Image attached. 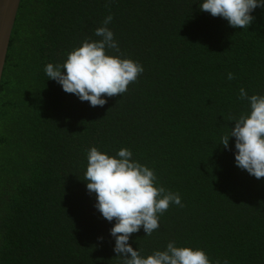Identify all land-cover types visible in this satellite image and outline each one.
<instances>
[{
	"label": "trees",
	"instance_id": "16d2710c",
	"mask_svg": "<svg viewBox=\"0 0 264 264\" xmlns=\"http://www.w3.org/2000/svg\"><path fill=\"white\" fill-rule=\"evenodd\" d=\"M108 15L120 53L144 71L122 96L91 107L44 68L99 39ZM252 15L240 29L198 0H22L0 88V264H122L114 221L84 181L93 146L131 150L181 197L151 235L131 234L142 256L174 241L202 248L212 264H264V177L219 145L230 118L249 111L240 88L264 94V8Z\"/></svg>",
	"mask_w": 264,
	"mask_h": 264
},
{
	"label": "clouds",
	"instance_id": "9594fccd",
	"mask_svg": "<svg viewBox=\"0 0 264 264\" xmlns=\"http://www.w3.org/2000/svg\"><path fill=\"white\" fill-rule=\"evenodd\" d=\"M198 2L201 11L240 29L253 23L252 13L257 7L264 8V0ZM112 19L108 15L102 26L95 29L94 35L99 39H85L81 46L68 53L63 64L48 63L44 68L48 80L55 81L64 92L74 94L81 102H89L91 107H103L108 97L122 96L129 84L144 71L138 61L120 53L114 33L107 26ZM227 79H234V75L229 72ZM239 98L248 102L249 111L238 118H230L235 126L221 137L219 145L233 151L238 168L260 179L264 177V94L249 96L241 87ZM233 137L234 149H230ZM132 156V151L127 148H121L114 156L95 146L87 153L86 189L95 195L94 207L102 217L114 221L109 234L114 239L116 257L122 258V264H212L202 248L177 246L170 241L163 250L142 256L129 243L131 234L139 232L141 227L146 236L157 230L159 216L170 204L182 206L180 195L158 186L154 170ZM98 240L102 242L103 237ZM216 264L221 262L216 261Z\"/></svg>",
	"mask_w": 264,
	"mask_h": 264
},
{
	"label": "water",
	"instance_id": "95a60500",
	"mask_svg": "<svg viewBox=\"0 0 264 264\" xmlns=\"http://www.w3.org/2000/svg\"><path fill=\"white\" fill-rule=\"evenodd\" d=\"M21 1L0 0V88Z\"/></svg>",
	"mask_w": 264,
	"mask_h": 264
}]
</instances>
